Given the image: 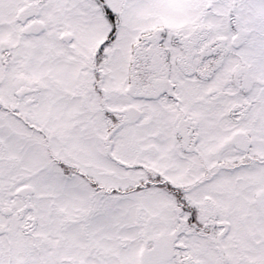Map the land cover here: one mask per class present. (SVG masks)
Segmentation results:
<instances>
[{
	"label": "snow or ice",
	"instance_id": "1",
	"mask_svg": "<svg viewBox=\"0 0 264 264\" xmlns=\"http://www.w3.org/2000/svg\"><path fill=\"white\" fill-rule=\"evenodd\" d=\"M0 264H264V0H0Z\"/></svg>",
	"mask_w": 264,
	"mask_h": 264
}]
</instances>
